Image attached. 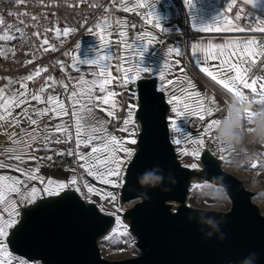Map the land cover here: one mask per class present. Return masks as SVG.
<instances>
[{
    "label": "water",
    "instance_id": "obj_1",
    "mask_svg": "<svg viewBox=\"0 0 264 264\" xmlns=\"http://www.w3.org/2000/svg\"><path fill=\"white\" fill-rule=\"evenodd\" d=\"M138 67L136 60L130 61L127 77L130 74L134 78ZM153 68L148 73L140 72L139 79L129 82V125L134 135L128 143L134 155L123 169L124 185L116 188L117 201L109 205L99 195L89 194L83 186L86 171L73 156L56 155L63 149L40 151L38 157L53 156L51 161H41L40 175L45 181L67 183L75 176L80 181V192L72 190L66 196L46 197L26 214L23 224L7 238L16 262L264 264V210L255 201L257 192L229 169L232 158L221 151L218 141L211 139L214 132L203 133L207 121L198 124L194 139H203L205 143L194 144L188 155L179 150L173 139L176 103H169L172 87L161 81V64ZM132 139L137 143L131 144ZM193 150L199 155H191ZM192 164L197 167H191ZM32 183L41 187L39 182ZM203 184L219 189L227 199V207L193 204L189 198L192 189ZM88 198L96 206L102 205L104 211L94 210ZM116 216L136 252L110 258L103 254L100 242L118 229Z\"/></svg>",
    "mask_w": 264,
    "mask_h": 264
},
{
    "label": "snow or ice",
    "instance_id": "obj_2",
    "mask_svg": "<svg viewBox=\"0 0 264 264\" xmlns=\"http://www.w3.org/2000/svg\"><path fill=\"white\" fill-rule=\"evenodd\" d=\"M17 3H23L24 0H16ZM186 6H190L192 0H184ZM254 3V0H252ZM139 7L140 5H136ZM129 9H125L128 11ZM10 15H16L18 18L21 15H28L27 13H9ZM237 15V19H239ZM34 21L39 23V18L32 16ZM158 21V20H157ZM23 23V21H21ZM4 21L0 17V42H10L17 38H23V32L19 28V25L10 24L7 27H3ZM31 27L32 25H28ZM157 23V27H159ZM205 30V29H199ZM228 29H225L227 31ZM238 31H243V29H237ZM264 31V29H260ZM57 33L60 30L57 28ZM73 29L65 28L63 29V35L67 36ZM91 31V29H90ZM37 37L41 34L39 31L35 33ZM121 37L125 35L123 31L119 33ZM150 35V34H149ZM103 41V37L100 38ZM254 41H247L237 43L231 47L229 51L223 45H209V48H218V52L208 51V59H221L220 68L217 71H210L208 67H202L200 70L206 73L216 81L218 84L222 85L231 97H240L242 102L246 100L248 103H260L261 107L264 108V101L250 100L245 96L243 89H250L254 95L260 94L264 95V83L259 85V92L257 88V80H249L246 78V73L250 71L245 65L249 57L255 58L256 51L249 47L255 44ZM48 45V47H45ZM41 47L44 51H56V48L51 46L47 39V30L44 38L41 41ZM129 49L132 45H127ZM79 48V45H77ZM175 53L177 56L180 55L178 48L169 49V53ZM227 53V58L225 57ZM11 54L15 55V50L13 49ZM192 54L197 56V45H192ZM7 52L0 48V56H6ZM68 55V53H65ZM113 55L101 54L97 52L96 58L92 60L81 61L79 58H74V62L71 68L74 71L80 72L81 68L78 65L85 64L89 67H99L102 70L100 72L83 73L80 78L76 79L73 83L71 92L69 93L68 84L63 83V87L68 94V101L70 102V109L65 105L64 102L60 100L59 97L48 96L46 103L49 107L45 109H35L31 110L29 107H24L29 104L28 97L38 103H45L42 100L41 94H32L27 90L26 81H32L34 76L39 75L41 71H47L44 69H37L35 73L29 74L22 77L19 81H14L12 78H5L8 80L4 86L0 87V127L4 125H9L11 127H18L22 120H27L32 126L31 131L21 128L20 134L17 136L16 133L12 134V144L13 147L6 149L9 155L5 158H0V170L8 169L20 173L19 176L14 175H4L0 174V264H15V259L12 253L9 251L8 237L10 232L14 228H19L23 224V220L26 218V214L38 207L46 197H62L69 195L72 190L75 192H80V181L77 177H73L67 183L56 181L53 179H47L45 181L44 177L40 175L41 161L48 160L51 161L53 156L49 155L46 157H38L33 153L40 151L41 148H33V144L39 143L43 149L51 151V145L53 143H70L73 139L75 140L76 148L75 150L69 149L66 153L64 151H59L56 153L57 156H75L77 163L81 168H83L88 176L94 177L100 183L105 185H111L115 188H121L124 185L123 179V169L126 167L131 157L134 155V151L131 148L124 146V141L111 135L107 132V122L101 120L97 116V112H103L106 116H114V112L111 110L115 107V104H110L109 97L116 95L109 91V85L111 83V72L104 71L103 69H109L110 65L107 61L111 60ZM123 59V57H121ZM34 61H26V64L33 63ZM103 62V63H102ZM255 62V59H254ZM178 63V61H177ZM167 62L165 67H167ZM62 69L66 70L67 66L61 65ZM137 75L133 78L128 74L127 80L121 83V87L127 86V83L131 82L133 79H139L140 72H148V69L138 67L136 69ZM234 73V74H233ZM93 77L88 79L87 77ZM219 77V78H218ZM160 78L163 82L165 80L164 70L160 71ZM53 78H49L52 80ZM69 79H72L71 77ZM19 83V90H13L12 85ZM176 82L169 79L167 84L171 88ZM191 84V82H188ZM163 84L161 86V91H164ZM182 90V88H181ZM44 89L41 88L40 92L43 93ZM99 93V94H98ZM188 96L196 97V107L191 110L199 114V119L204 120L205 116L211 117L215 111H223L216 103L214 99L210 100L208 98H201L199 92H188ZM169 103H181L177 96H172ZM107 106V107H104ZM227 102H225V107H227ZM190 105L187 102H183L184 111H180L178 107H173V112L177 115H184L186 111L190 109ZM17 108H22V111L14 115V111ZM253 109L246 111L242 120L248 127L244 130H251V124L254 116ZM71 114L73 118V125H67L63 118L64 116ZM50 113H55L53 119H60V123L55 125H44L40 126L38 118H33V115L37 117L48 116ZM130 118L124 121V127L120 131L129 132V124L132 123L131 113L132 109H129ZM231 115L230 113L228 114ZM173 127H176L175 121L172 122ZM221 123V119H211L203 129V133L208 135L213 133L216 127ZM74 128V134H73ZM130 135H134V132H130ZM211 139L220 142L215 135L211 136ZM131 144H136L137 141L132 139ZM177 144L180 143L179 140L176 141ZM193 144L203 145L205 141L203 139H197L192 141ZM81 147L90 148L89 152H82ZM117 149L124 153L127 159H121L117 155ZM223 151V148H221ZM185 155L189 153L185 152ZM191 155L198 156L199 153L193 150ZM29 161L36 164L35 167L28 166ZM82 162V163H81ZM259 163L252 165L253 168L260 167ZM191 167H197L196 164H192ZM150 179V178H146ZM32 182H39L41 187H37ZM83 186L87 189V192L91 195H99L102 200H110L115 203L117 201V196L113 192H107L101 194V191L91 185L86 181L83 182ZM196 187H204L202 185H197ZM83 195V193H80ZM88 203L92 205L93 209L96 211L103 212V206H96L90 198H88ZM32 206V207H30ZM109 215H115L114 213H109ZM116 221L118 224V229H113L111 234L107 239L111 240L113 237L117 239V242L127 235L125 226L121 223L120 217L116 216ZM125 229L120 231L119 229Z\"/></svg>",
    "mask_w": 264,
    "mask_h": 264
},
{
    "label": "crops",
    "instance_id": "obj_3",
    "mask_svg": "<svg viewBox=\"0 0 264 264\" xmlns=\"http://www.w3.org/2000/svg\"><path fill=\"white\" fill-rule=\"evenodd\" d=\"M241 1L252 6L257 11L254 17L253 27L258 32L241 34L237 30L240 29L237 22L227 17L219 9V6H217L218 0H192L190 6H186L184 0H114V15L109 19L103 18L97 20L93 26L89 27L86 32L75 39L76 41L62 53L61 59L59 60V67L63 71V76L57 82H47V92H32L27 86L29 93L41 94L42 100L45 103H38L31 100L29 96V104H26L24 107H29L31 110L45 109L49 107L46 103L48 96H53L59 97L70 109V102L67 97L72 90L75 80L80 78L83 73L100 72L102 70L99 67L93 68L81 64L78 65L81 71H74L71 68L74 58H79L81 61L92 60L96 58L98 51L105 55L112 54L113 58L107 61L110 68L103 70L111 72V83L108 90L116 93V95L109 97L110 104H115V107L111 109L114 112V116H106L103 112H97V116L107 122V132L124 141V146H126L128 144L127 142H129L131 126H128L129 132L120 131V129L125 126L124 121L128 119V110L132 105V86L129 83L131 86V92H129L127 86L121 87V83L127 80V67L130 61L136 60L138 66L148 69V72L154 69L155 64H161L165 73L164 82L167 84V80L169 79L176 82L172 86V96H174L173 92L177 85H180L183 92L187 94L189 91L195 89L196 81L194 72H202L200 70L202 67H208L210 71L214 72L220 68L221 59H208L207 57L208 51L218 52L219 49H210L209 45H223L230 51L231 47L237 43L254 41L256 43L249 47L256 51L257 55L255 58H258L260 54L264 53V37L259 34L261 32L260 29H264V11L261 10L263 12L261 13L259 9H256V7L264 9V6H260L257 0H254V3H252V0ZM138 4L140 5L139 7L136 6ZM126 8L129 10L125 11ZM157 23H159V27H157ZM186 27L192 31V36L189 39H183L180 36V33ZM225 29L228 30L225 31ZM121 31L125 33L123 37L119 35ZM71 33L72 31L67 36ZM67 36L63 35V31L58 34L59 40H63ZM101 36L103 37V41L100 39ZM129 44L132 45L131 49L127 47ZM193 44L197 45V56H193L192 54ZM77 45H79V48H77ZM173 48L179 49V56L174 52L169 53V49ZM65 53H68V55H65ZM226 58L227 53H225V57L222 59ZM16 61L18 63H24L27 60L23 56L18 57L16 54L13 56L9 52L5 56L0 68L4 69ZM166 62L167 67H165ZM61 65L67 66V69H62ZM29 74H32V72L0 73V87L8 83V80L5 79L6 77L12 78L14 81H19L22 77ZM202 74L218 87L219 93L228 102L230 96L223 86L212 80L206 73L202 72ZM70 77L72 79H69ZM87 78L92 79L93 77L89 76ZM248 80L249 82L257 80L259 92V85L264 83V68L255 78ZM189 81L191 84L188 83ZM61 82L68 84L69 93L65 92ZM19 87V83L12 85L13 90H19ZM241 90L250 100L257 101V99L262 97L260 94L254 95L250 89L241 88ZM250 104L252 109H258L257 103ZM21 111L22 108L15 109L14 115ZM54 115L55 113H50L48 116L43 117L33 115V118L39 119L41 127L44 125L51 126L60 123L59 118L53 119ZM62 118L67 125H73V118L70 112L69 115ZM255 118L254 116L252 123ZM21 128L31 131L32 126L27 120H22L18 127H11L7 124L0 127V158L6 159L9 155L6 149L14 146L12 144V134L16 133L19 136ZM33 148H41L40 151L46 150L39 143L33 144ZM75 148L74 139L70 143H53L51 145V151L54 152L63 149L66 153L69 149L75 150ZM40 151L34 152L33 154L38 156ZM81 151L86 153L90 151V148L81 147ZM121 154L122 151L117 149V155L120 156ZM73 159L77 161L75 156H73ZM32 164L34 162L29 161L28 166ZM0 174L20 175V173L8 169L0 170Z\"/></svg>",
    "mask_w": 264,
    "mask_h": 264
},
{
    "label": "built area",
    "instance_id": "obj_4",
    "mask_svg": "<svg viewBox=\"0 0 264 264\" xmlns=\"http://www.w3.org/2000/svg\"><path fill=\"white\" fill-rule=\"evenodd\" d=\"M217 6L227 17L236 21L240 29H243L240 31L241 34L252 33L251 29L257 13L252 6L243 3L241 0H218ZM9 13H27L28 15H21L18 18ZM114 13V0H24L23 3H17L16 0H0V17L4 21L3 27L6 28L10 24L19 25L23 32V38H17L6 43L0 42V48L9 53L13 49L21 51L27 45L28 49L22 56L27 61H34L30 64L13 62L4 69L0 68V73L31 71L33 74L38 68H46V72L41 71L39 75L34 76V79L27 81L26 84L32 92L40 91L41 88L47 92V82H57L63 76V71L59 67L62 53L97 20L109 19ZM237 15H239V19H237ZM32 16L39 18L38 24L32 19ZM28 25L32 26L29 27ZM57 28L60 32L65 28L73 29V31L65 39L59 40ZM46 30L49 44L56 48L54 52L51 50L44 51V48L41 47V41ZM37 31L41 34L39 37L35 35ZM259 34L264 37V31ZM0 35H3V32H0ZM180 36L183 39H189L192 36V31L186 27ZM4 58L5 56H0V65ZM245 66L250 69L246 73V78H255L264 68V53L260 54L258 58H249ZM49 78L53 79L49 80ZM250 154L248 161L242 166L246 174L240 175V177L249 189L257 192L254 198L263 211L264 144L251 142ZM255 163H259L261 166L253 168L252 165Z\"/></svg>",
    "mask_w": 264,
    "mask_h": 264
},
{
    "label": "rangeland",
    "instance_id": "obj_5",
    "mask_svg": "<svg viewBox=\"0 0 264 264\" xmlns=\"http://www.w3.org/2000/svg\"><path fill=\"white\" fill-rule=\"evenodd\" d=\"M257 2L260 4V6H264V0H257ZM259 6V5H256ZM254 6V7H256ZM258 10L264 11V9L256 7ZM261 11V13H263ZM253 33L258 32L255 27L251 29ZM28 49V46L25 45L23 50L21 51H15V54L18 57H21L23 53H25ZM17 62V61H16ZM195 74V89L191 90L192 92H199L201 94V98H208L210 100L214 99L216 103L219 105L223 111H215L213 112V115L211 117L205 116V121L209 122L211 119H222L226 112H225V102L224 98L222 97L218 91V87L214 85L211 81H209L205 76H203L202 72L196 71ZM127 87L129 92H131V86L129 83H127ZM174 96H177L181 103L177 104V107L180 111H184L183 109V102L189 103L191 106L188 111L185 112L184 115H177V113H174L172 116V122L175 121L176 127H173V139L174 141L179 140L180 143L177 144L179 150L182 153H189L192 150L193 143L192 141L195 139L197 130H198V124L201 122V119H199V114L193 112L191 109L196 107V97L195 96H188L187 93L183 92V89L181 90L180 85H177L173 92ZM230 97L231 95L228 94ZM257 101H264V95L260 97V99H257ZM228 103V102H227ZM257 108L262 109L261 104L257 103ZM254 110V109H253ZM257 113L254 111V116L256 117ZM253 116V118H254ZM243 128L241 131H245L244 129L248 126L243 123ZM252 125V124H251ZM173 126V123H172ZM130 132H133V128L130 127ZM215 134V133H214ZM132 135L129 134V139H131ZM128 143V142H127ZM220 148H223V151L230 155V158H232L231 165L229 166V169L233 172H235L237 175H243L246 174L243 170L244 164L248 161L250 157V143L245 142L241 147H238L236 149H229L225 146V144H221L219 142ZM129 148V143L125 146ZM121 159H124V153L120 156ZM85 181L101 190L104 193L107 192H113L116 194V188L111 185H105L103 183H100L97 181L94 177L88 176L86 177ZM204 187H194L192 189V192L190 194V200L193 204L200 206V207H211V208H226L228 205L227 199L224 198L222 192L218 189L215 190L212 187L208 185H202ZM109 205H114L113 202L110 200H105ZM120 231H124L123 229H120ZM100 246L102 247V252L106 256L110 258L115 257H123V256H129L130 254H134L135 248L131 244V239L129 238V235L127 234L122 239H120L117 242V239L113 237V239L109 240L107 238L101 240ZM15 264H23L18 263L15 261Z\"/></svg>",
    "mask_w": 264,
    "mask_h": 264
},
{
    "label": "clouds",
    "instance_id": "obj_6",
    "mask_svg": "<svg viewBox=\"0 0 264 264\" xmlns=\"http://www.w3.org/2000/svg\"><path fill=\"white\" fill-rule=\"evenodd\" d=\"M227 105L225 116L214 130L215 136L229 149L241 147L245 142L264 144V108L255 110L257 115L251 125V130L241 131L244 126L242 116L252 109L251 104L246 100L242 102L240 97H230Z\"/></svg>",
    "mask_w": 264,
    "mask_h": 264
}]
</instances>
